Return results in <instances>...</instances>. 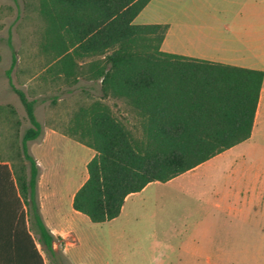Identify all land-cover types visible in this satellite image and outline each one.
I'll return each instance as SVG.
<instances>
[{
    "label": "trees",
    "instance_id": "trees-1",
    "mask_svg": "<svg viewBox=\"0 0 264 264\" xmlns=\"http://www.w3.org/2000/svg\"><path fill=\"white\" fill-rule=\"evenodd\" d=\"M150 1L41 0L47 72L70 86L81 79L101 85V100L82 107L66 131L96 151L73 200L95 223L117 218L128 195L252 135L264 71L164 52L169 25L134 22ZM16 60L14 53L12 67ZM10 84L31 126L22 137V165L0 160V264H46L43 252L55 253L57 237L41 213L40 168L28 145L44 131L37 101ZM106 99L127 104L139 124Z\"/></svg>",
    "mask_w": 264,
    "mask_h": 264
},
{
    "label": "rangeland",
    "instance_id": "rangeland-1",
    "mask_svg": "<svg viewBox=\"0 0 264 264\" xmlns=\"http://www.w3.org/2000/svg\"><path fill=\"white\" fill-rule=\"evenodd\" d=\"M240 1L154 0L135 23L174 20V12L189 8L204 14L205 5L212 6L210 9L215 10L211 15L219 19L211 18L210 22L219 29L214 31L211 49L220 56H238L240 49L247 50L237 41ZM45 27L41 0H0V160L17 165H22V137L31 123L10 80L28 99L37 101L35 113L43 133L55 130L69 135L66 131L77 112L102 96L100 82L81 79L70 86L47 72L49 59L42 47ZM178 45L189 46L187 41ZM14 53L17 60L12 67ZM103 101L130 124H139L136 114L123 101ZM41 139L28 144L40 172L42 167L34 151ZM52 143L38 151L55 183L53 190L60 198L62 213L75 232L65 228L64 237L57 236L54 254L42 251L46 264H264V201L246 204L242 212L210 214V206L193 200L185 190L191 178L207 172L203 168L174 183H153L133 196L118 218L95 223L85 214H75L71 203V193L88 174L84 165L87 151L68 140ZM234 151L247 153L246 161L239 166L241 171L249 169L251 176L253 167L260 165L264 180V121L256 137L242 142ZM217 178L222 180L220 175Z\"/></svg>",
    "mask_w": 264,
    "mask_h": 264
},
{
    "label": "crops",
    "instance_id": "crops-1",
    "mask_svg": "<svg viewBox=\"0 0 264 264\" xmlns=\"http://www.w3.org/2000/svg\"><path fill=\"white\" fill-rule=\"evenodd\" d=\"M153 2L154 0H151L142 12L135 18V20L143 14ZM239 3L241 4V7L239 9L240 18L237 23V41L242 46L247 47V50L241 51L240 49L238 51L240 54L237 52L239 54L238 56H225V53H222L220 56L216 49H211L213 45L210 42L214 38V31L219 29L217 24L210 22L211 18L219 19L217 15H211L213 14V10H215L210 9L212 6L205 5L206 9L204 10V14H197L195 10L189 8L187 11L179 10L178 12H174V20H150L152 22H143L141 24L163 23L169 25L165 39L162 43V50L164 52L184 56L190 59L222 62L264 71V34L262 35V29L264 31V0H241ZM185 41L188 42L189 46L187 48H182L184 47L183 43ZM177 44H181L183 46L178 45L177 47ZM234 59L248 62L246 64H235L229 62ZM263 121L264 81L255 115L252 135L250 137L251 140L256 137ZM41 137L42 139L38 141L34 151L36 156L39 158L40 166L42 167L38 181L41 213L52 233L56 237L58 235L64 237L65 228H70L74 232L75 229L68 224L66 217H64L62 213L60 198L53 190L55 183L51 176H49L46 172V169H44L43 160L39 154L40 150L38 151V149L52 146V142L56 139L68 140L79 146L82 151H87L88 156L84 162V165L86 166L95 156L96 151L73 137L59 131H46ZM239 144L223 151L197 167L180 174L167 182H152L140 192L128 195L120 215L123 214L126 209V204L133 196L146 191L153 183H174L180 177L182 178L184 176L193 175L203 168H206L207 172L200 173L196 175V177L191 178L189 181L190 186L185 187V190L187 189V193L190 195L189 197L193 200L203 202L207 205V207L210 206V214L212 212H218L221 215H227L228 213H234L236 211L242 212L246 204H260L264 201V180H262L261 166L258 165L256 168L253 167V174L251 173V176H248L249 169L243 168L241 171L239 166L244 164L246 161L247 153H245V151H242L239 154L235 153L234 150L238 148ZM210 171L213 172L209 174ZM218 175L222 177L221 181L217 178ZM204 177L210 178L205 179ZM87 178L88 174L84 180H80L75 190L71 193L72 208L74 195ZM249 189L252 190L249 191ZM73 210L77 215L82 214L74 208Z\"/></svg>",
    "mask_w": 264,
    "mask_h": 264
}]
</instances>
